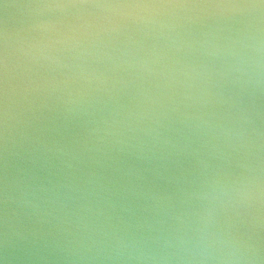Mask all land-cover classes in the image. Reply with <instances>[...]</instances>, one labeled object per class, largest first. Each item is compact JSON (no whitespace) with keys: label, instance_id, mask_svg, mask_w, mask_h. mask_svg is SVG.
Returning a JSON list of instances; mask_svg holds the SVG:
<instances>
[{"label":"water","instance_id":"obj_1","mask_svg":"<svg viewBox=\"0 0 264 264\" xmlns=\"http://www.w3.org/2000/svg\"><path fill=\"white\" fill-rule=\"evenodd\" d=\"M0 264H264V0H0Z\"/></svg>","mask_w":264,"mask_h":264}]
</instances>
